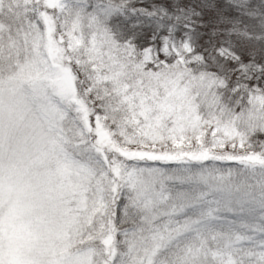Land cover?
<instances>
[{"label":"snow or ice","instance_id":"1","mask_svg":"<svg viewBox=\"0 0 264 264\" xmlns=\"http://www.w3.org/2000/svg\"><path fill=\"white\" fill-rule=\"evenodd\" d=\"M0 264H264V0H0Z\"/></svg>","mask_w":264,"mask_h":264}]
</instances>
